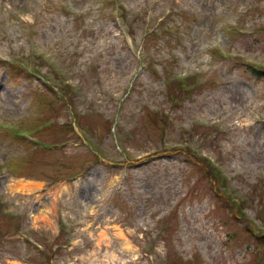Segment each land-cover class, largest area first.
<instances>
[{"label": "rangeland", "instance_id": "1", "mask_svg": "<svg viewBox=\"0 0 264 264\" xmlns=\"http://www.w3.org/2000/svg\"><path fill=\"white\" fill-rule=\"evenodd\" d=\"M13 263L264 264V0H0Z\"/></svg>", "mask_w": 264, "mask_h": 264}, {"label": "bare ground", "instance_id": "2", "mask_svg": "<svg viewBox=\"0 0 264 264\" xmlns=\"http://www.w3.org/2000/svg\"><path fill=\"white\" fill-rule=\"evenodd\" d=\"M118 236H121V234H118ZM103 237H105V234H103ZM103 237H100V239H102ZM14 264V263H13Z\"/></svg>", "mask_w": 264, "mask_h": 264}, {"label": "trees", "instance_id": "3", "mask_svg": "<svg viewBox=\"0 0 264 264\" xmlns=\"http://www.w3.org/2000/svg\"><path fill=\"white\" fill-rule=\"evenodd\" d=\"M254 73H260V72H259V71L256 72V71L254 70Z\"/></svg>", "mask_w": 264, "mask_h": 264}]
</instances>
